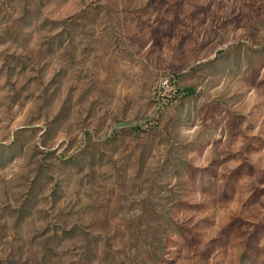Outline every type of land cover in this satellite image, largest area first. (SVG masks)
<instances>
[{
  "label": "rangeland",
  "instance_id": "374dc122",
  "mask_svg": "<svg viewBox=\"0 0 264 264\" xmlns=\"http://www.w3.org/2000/svg\"><path fill=\"white\" fill-rule=\"evenodd\" d=\"M0 264H264V0H0Z\"/></svg>",
  "mask_w": 264,
  "mask_h": 264
}]
</instances>
